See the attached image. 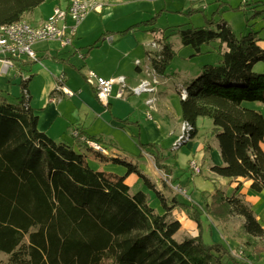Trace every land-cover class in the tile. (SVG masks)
Returning <instances> with one entry per match:
<instances>
[{"label": "trees", "instance_id": "1", "mask_svg": "<svg viewBox=\"0 0 264 264\" xmlns=\"http://www.w3.org/2000/svg\"><path fill=\"white\" fill-rule=\"evenodd\" d=\"M46 0H0V25L23 20ZM262 7V8H260ZM253 10L245 22L264 19V1H242L233 11ZM200 12L193 10L188 14ZM215 13L202 27L179 26L165 35L157 27L160 12L121 34L141 29L161 33L158 52L147 53L152 76L165 79L175 55L168 40L177 36L181 44L200 53L204 44L218 42L226 51L217 65H205L199 76L176 87L184 88L180 100L182 122L197 133L199 118L211 120L222 165L211 171L226 179L250 181V190L264 191V117L243 105L264 104V74L253 72L264 63L263 39L259 32L237 36ZM28 80L21 81L15 103L0 97V253L6 264H244L222 243L206 244L202 239V217L226 223L230 217L243 218L242 230L250 238L264 240V230L250 207L239 196H226L215 189L202 211L191 209L195 237L176 240L181 228L171 211L178 205L175 197L168 204L154 192L162 214L149 205V196L132 193L126 178L135 174L153 191L150 181L127 157H108L93 151L87 142L101 146V139L87 136L79 148L90 149L94 157L126 169L122 176L93 170L84 154L66 142H55L38 131V118L30 106ZM140 150H154L153 144L137 142ZM102 147V146H101ZM102 149H104L102 147ZM157 151L152 154L155 167L168 172ZM177 203V204H176ZM258 255L263 250H255Z\"/></svg>", "mask_w": 264, "mask_h": 264}, {"label": "crops", "instance_id": "2", "mask_svg": "<svg viewBox=\"0 0 264 264\" xmlns=\"http://www.w3.org/2000/svg\"><path fill=\"white\" fill-rule=\"evenodd\" d=\"M242 1L97 0L101 8L98 11L90 12L77 26L75 37L70 45L61 46V43L57 40L37 43L34 46L37 61L31 62L20 59L14 69L7 74H0V97L7 100L6 95L12 93L11 88L15 84L28 80L27 90L30 97V106L35 110L38 118V131L45 133L55 142L68 143L67 139L76 140V145H80L82 138L84 139L87 136L100 138L101 143L109 149V151L105 150L108 157H125L124 154H132L133 165L137 167L140 173L145 175L154 187L153 191L148 190V196L150 194L153 196L155 195L154 192H157L165 199L175 197L178 204L187 206L189 205L187 200L184 201L178 196L165 194L164 187L161 184L157 186L155 180L150 178L151 174L156 180L160 179L157 173L158 169L153 163L152 154H154V151L160 152L161 149H164L161 147L166 137L172 138L170 140L172 142L171 146L173 145L179 135V128L182 123L179 107V114L175 115V125L172 126L168 134L164 132L166 125L162 119L157 120L154 125L149 124L152 120V113H156L160 117L165 108H170L169 90H165L164 87H167L171 80L165 74V79L153 86L154 92L151 94L136 96L131 91L140 82L151 78V75L149 76L151 65L146 59V55L147 53L159 51L161 47L159 40L162 34H151L141 29H135L126 34L121 33L131 26L149 19L157 12H160L157 27L160 31H164L165 35H169V32L179 26L204 25L205 19L211 18L215 13H218L215 16L216 19H223L233 30V16L241 13V11L233 10L240 6ZM68 3L69 0H46L41 6L25 16L24 20L29 21L32 26H41L50 17L55 7L64 9ZM193 10L203 12L188 14ZM259 19L261 18L256 20ZM159 22H161L160 26ZM247 30L250 31L249 28ZM109 37L112 39L107 41ZM258 37L264 40V36ZM170 40L171 37L168 43L171 42ZM152 42L159 44L155 50L151 46ZM261 45L264 46V41ZM223 46L220 45L219 49L222 50ZM136 62H140L139 67L136 66ZM88 71H93L105 79L123 77L125 79V90L122 92L121 97H118L120 87L114 86L112 95L106 105L97 101L92 85L84 82ZM173 82L175 84L174 92L177 93L176 87L182 82L179 80ZM58 85L74 92V96L66 98L58 90ZM152 98L154 103L149 107L146 105V100ZM256 104L253 103V106L244 104L243 106L260 112ZM138 112H141L145 118L150 115L151 120L148 121L146 118L147 124L142 125L140 121L134 118V114ZM262 115L264 117V114ZM204 125L205 122L201 118L197 119L195 137L182 145L188 148L189 153L192 154L186 160L187 165L193 161L200 169L199 174H194L188 167L190 172L187 173L184 170L183 177L176 176L179 178V182L186 186L185 188L188 190V183H192V194L187 198L188 201L195 203L198 208L200 206L204 207L209 202V198L215 189L221 190L226 196H239L250 207L256 220L264 230V191L255 193L250 190V181L243 178L226 179L218 177L211 171L213 166L222 165L223 163L216 138H212L211 142L205 140L202 143L200 141L199 129ZM128 129L132 130L131 133ZM142 135L146 136L145 142L141 141ZM78 136L80 137L76 138ZM138 141L144 144H153L155 149L140 150L137 145ZM132 143L136 146V150L132 148ZM262 148L264 150V145ZM87 150L94 156V152L90 149ZM93 156H87L90 162L95 161ZM164 158H166L165 155L162 160ZM165 162L166 159H164V165L172 168V165ZM94 170L122 176L121 172L106 170L102 166ZM203 171L205 173L201 175ZM174 173V170H172L171 177ZM198 175H201L204 180L195 181V177ZM130 180L137 188H141V179L137 175L131 174L126 178L125 182L128 186ZM175 210L176 207L171 211V217L180 222L181 228L174 238L180 235L184 237L185 234L182 231L189 229V227L191 230L187 236L195 237L198 231L190 219L191 209H183L184 220L173 217ZM233 217L232 220H237L241 228L244 222L243 218ZM232 220L225 224H219L211 220L212 226H209L210 223L202 221V227L204 224L207 225L211 237L214 234L212 243H222L224 241L222 244L231 253L241 243V239H237L235 237L237 235L231 232ZM222 229L223 231L220 233ZM243 238L250 237L244 234ZM252 239L263 241L260 238Z\"/></svg>", "mask_w": 264, "mask_h": 264}, {"label": "rangeland", "instance_id": "3", "mask_svg": "<svg viewBox=\"0 0 264 264\" xmlns=\"http://www.w3.org/2000/svg\"><path fill=\"white\" fill-rule=\"evenodd\" d=\"M253 15V10H246L244 12L239 13L238 15H234L233 19V32L234 34H236L237 36L240 35H245L246 33H248L249 31L245 28V24H246V20L249 19L251 16ZM29 23V21H28ZM30 24V23H29ZM159 26L161 25V22L158 23ZM253 24L252 27H250L249 29L253 32H259V36L263 37L264 36V20L263 19H259V20H255L251 21L249 23ZM203 24H201L200 26H193V27H202ZM168 34H171V32H169ZM170 44L172 47V50L174 52V56L172 58V60L170 61L167 70H166V75L168 78H170L171 82L168 84L167 87H164L165 90H169V96H170V110L165 108V110L162 111L161 116L159 117L158 114L156 113H152V120L151 122H149V124H153L155 122H157V120L162 119L164 124L166 125L165 127V131L167 134L168 132L172 129V126H174V122H175V115L179 114V103H180V99L177 93L174 92V88H175V84H174V80H179L180 82L184 83L187 82L189 80H192L194 78H196L197 76L200 75L203 67L205 65H217L219 63V61L221 60V55L226 51L225 47L220 50L219 47V43L216 42H212V43H208V44H204L200 47V53L198 55L195 54L194 50L189 48V47H185L181 44L179 38L177 36H172L171 40H170ZM152 44H155L156 47L159 46V44L157 42H152ZM155 50V49H154ZM37 58V57H36ZM147 59V58H146ZM140 65V62H139ZM253 72L255 73H260V74H264V63L263 62H258L254 65L253 67ZM148 80V79H147ZM17 81V80H16ZM21 82V81H20ZM19 82V83H20ZM84 82L88 85H90V83L85 79ZM178 83V82H177ZM176 83V84H177ZM19 84H15L11 89H12V93L9 95H6V98L8 100L9 103H15L16 99L18 98V96L20 95V85ZM125 93V92H124ZM151 94V93H149ZM147 101V100H146ZM248 104L250 106H253V103H245ZM147 105V104H146ZM152 103L150 105L147 106H151ZM256 106H258V110L264 114V104L261 103H257ZM262 106V107H260ZM134 118L137 121H140V123L142 125L147 124L146 118L144 117V115H142L141 112H138L137 114H134ZM201 120L203 122H205V125L203 127H200V141H202V143L206 140H208V142H211V139L214 138L215 136L213 135L212 132V122L211 120L205 119V118H201ZM149 121V120H148ZM183 123V122H182ZM181 123V125H182ZM181 125L179 128V135L176 139V141L173 143V145L171 146V140L172 138L166 137L165 138V142L162 144L160 152H157V155H159V159L162 158L164 155L166 158V162L169 165H172V168L170 166H168V172L162 171L158 169V175L160 176L159 180H156L151 174H150V178L153 180H155V183L157 186H160V184L164 187V192L167 195H174V196H178V198H180L181 200H187V203L189 204V207H197L195 205V203H192L190 201H188L187 198L190 197V194H192V183H188L189 185V190L186 189L181 182H179V178H177L176 176H180L183 177V175L185 173L184 170L188 173L190 172L189 169L191 170V168L189 167V165H187L188 163H186V160L192 156L191 153H189L188 148H186L185 146H182L184 144H186L189 140H191L190 138H188L186 141H180L179 137L181 135L180 133V129H181ZM128 131L131 133V129H128ZM77 136V135H76ZM80 136L76 137L79 138ZM171 139V140H170ZM81 140V139H80ZM68 144L70 143L73 147L75 152L80 153V154H84L86 156H93V154H91L87 149L85 148H79L76 143V140H70L67 139ZM82 142L84 141V139L82 138L81 140ZM142 142L146 141V136L142 135L141 138ZM180 141V142H179ZM207 142V143H208ZM69 144V145H70ZM102 147H104L106 151H109V149L107 148V146H105L104 144H102ZM101 147V148H102ZM132 148L136 150V146L132 143ZM130 151V150H129ZM156 151H154L155 153ZM106 153V152H105ZM134 153V152H131ZM125 157H127L129 159V161H131L133 159L132 154H124ZM95 159L94 162H90L88 160V165L91 169H97L99 166L104 167L106 170H115V171H119L124 175L126 173V169L124 167L121 168V166L119 165H115L112 163H108L105 165V162L100 161V159H98L97 157H94ZM89 159V157H88ZM164 159L162 160V164L164 165ZM154 163V161H153ZM134 164V162H133ZM155 166V164H154ZM166 166V165H165ZM189 167V169H188ZM174 170V175L173 177H171V172L172 170ZM193 172V171H192ZM204 171L201 172V175H204ZM191 175V174H190ZM201 175H198L195 177V181H199V180H204L203 177ZM189 176V174H188ZM141 183V188H137L136 185L130 181H128V184L130 186V190L132 193H136L137 191H142L144 193L147 194L148 192V188L147 186H144L142 180L140 181ZM199 187V185H198ZM179 189L178 192H176L174 189ZM162 189V188H161ZM151 195V196H150ZM149 195V205L150 207H152L155 212L157 214H162L163 211L161 209V206L156 198L155 195L152 196V194ZM171 197L166 198V201L170 202ZM183 209L184 206H180L179 204L176 206V210L175 213L173 215V217H177L180 218L181 220H184V216H183ZM197 210H202L203 206H200L199 208H196ZM191 213V212H190ZM171 214V213H170ZM172 216V215H171ZM207 216L206 214L203 216L204 219H202V221L205 223H210L209 226H212V222H211V218L205 217ZM202 217V218H203ZM232 218L234 217H230V220H232ZM215 221V220H213ZM227 221V222H228ZM219 224H225V223H220L218 221H216ZM226 222V223H227ZM231 229H232V233L236 234L237 239H241V243L240 245L237 247V249L234 250V252H230L232 256H234L239 262H242L244 264H264V253H261L260 255H258V253L255 252L256 249L258 250H263L264 249V240L262 242L254 240L252 238H243L244 236V231L240 228V224L237 220L233 219L231 222ZM184 227V226H183ZM207 225H203L202 229V239L206 244H211L213 239H214V234L210 235L209 230L207 229ZM215 228V227H214ZM184 230V229H183ZM191 228L189 227V229L187 228L186 230L182 231L183 234H185L184 237H191V236H187L190 233ZM223 229L220 230V233H222ZM183 236H177L175 239L176 240H182L184 238ZM238 241V240H236ZM222 243H224V241H222ZM6 258L7 255L0 253V264H6ZM104 264H110L108 261H105Z\"/></svg>", "mask_w": 264, "mask_h": 264}, {"label": "built area", "instance_id": "4", "mask_svg": "<svg viewBox=\"0 0 264 264\" xmlns=\"http://www.w3.org/2000/svg\"><path fill=\"white\" fill-rule=\"evenodd\" d=\"M100 8L101 5L97 0H69L68 5L64 9L55 7L50 17L41 26H32L24 19L10 25H0V74H7L14 69L20 59H26L31 62L37 61L34 52V46L37 43L57 40L61 43V46L70 45L75 37L77 26L90 12L98 11ZM111 39L109 37L107 41ZM151 46L154 49L157 48L155 44H151ZM135 64L139 67V62ZM150 75V79L140 82L135 88L131 89L134 95L138 96L154 92L153 86L158 84V79L152 76V71L149 72ZM85 79L92 85L97 101L103 105L107 104L114 86L120 87L118 97H121L122 92L125 90V79L121 76L105 79L93 71H88ZM57 88L66 98L74 96V92L62 85H58ZM177 94L180 100H185L187 97L184 88H179ZM151 103H154L153 98L146 101L147 105ZM146 118L151 120L150 115H147ZM192 130L193 128L188 123L183 122L179 140L186 141ZM87 143L93 151L106 154L105 150L98 144ZM189 167L194 174L200 173V169L195 162L191 161ZM174 190L176 192L179 191L177 188Z\"/></svg>", "mask_w": 264, "mask_h": 264}]
</instances>
